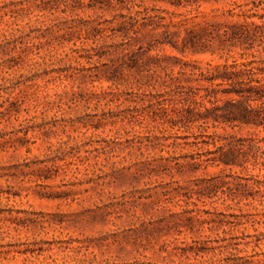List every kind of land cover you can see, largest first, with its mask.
Segmentation results:
<instances>
[{"label": "rangeland", "instance_id": "1", "mask_svg": "<svg viewBox=\"0 0 264 264\" xmlns=\"http://www.w3.org/2000/svg\"><path fill=\"white\" fill-rule=\"evenodd\" d=\"M258 1L0 0V264H264V126L210 82Z\"/></svg>", "mask_w": 264, "mask_h": 264}, {"label": "trees", "instance_id": "2", "mask_svg": "<svg viewBox=\"0 0 264 264\" xmlns=\"http://www.w3.org/2000/svg\"><path fill=\"white\" fill-rule=\"evenodd\" d=\"M211 1L218 2V0ZM252 3L253 8H249V5L245 6L246 9L239 7L241 11L236 13L234 10L231 15V18H238V21L231 22L230 35L241 40V42H249L257 37L259 33H264V2L260 0ZM255 20L261 23L258 24ZM210 82L218 83V86L221 87H230L225 93L227 96L231 98L237 96L243 99L240 104H231L234 100L228 104V110L225 112L226 122H240L256 128L264 126V107L253 109L250 105L251 102L256 100L254 98L257 96H259L258 98H264V61L260 64L255 61L241 63L235 61L232 65L227 63L219 66L215 74H212ZM254 84H258L259 87H254ZM247 87L249 89H246ZM234 160L235 157L230 154L223 155L219 159L218 166H235ZM255 162L259 164V160L255 159ZM256 186L259 192L264 194V182L257 181ZM261 255L264 256V254ZM234 264H239V260L234 261ZM249 264L255 263L249 262Z\"/></svg>", "mask_w": 264, "mask_h": 264}]
</instances>
